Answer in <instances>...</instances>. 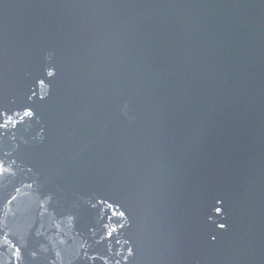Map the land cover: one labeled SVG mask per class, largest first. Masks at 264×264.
<instances>
[{
  "label": "water",
  "instance_id": "obj_1",
  "mask_svg": "<svg viewBox=\"0 0 264 264\" xmlns=\"http://www.w3.org/2000/svg\"><path fill=\"white\" fill-rule=\"evenodd\" d=\"M0 264H264V0H0Z\"/></svg>",
  "mask_w": 264,
  "mask_h": 264
},
{
  "label": "snow or ice",
  "instance_id": "obj_2",
  "mask_svg": "<svg viewBox=\"0 0 264 264\" xmlns=\"http://www.w3.org/2000/svg\"><path fill=\"white\" fill-rule=\"evenodd\" d=\"M25 115L26 116H31V112H25ZM5 127H6V125H5ZM119 215L121 217H123L125 215V213L121 212V213H119ZM113 231H115V229H113ZM129 255H132V252L131 251L129 252Z\"/></svg>",
  "mask_w": 264,
  "mask_h": 264
}]
</instances>
